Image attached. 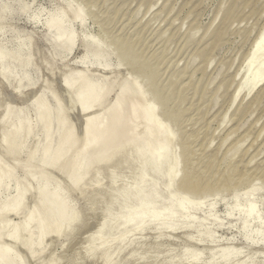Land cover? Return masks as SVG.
Listing matches in <instances>:
<instances>
[{
  "label": "bare ground",
  "instance_id": "obj_1",
  "mask_svg": "<svg viewBox=\"0 0 264 264\" xmlns=\"http://www.w3.org/2000/svg\"><path fill=\"white\" fill-rule=\"evenodd\" d=\"M52 1L56 7L49 11L43 23L46 32L41 38L51 49L45 58V55L39 57L34 34L27 36L24 31L10 29L17 15L27 16L30 23L37 24L43 10H34L33 3L25 4L22 0H0V82L17 97L28 89L39 87L28 103L18 108L2 103L4 98L0 92V109H4L0 116V150L3 151L0 154V264H43L41 259L48 252L47 241L50 238L56 240L73 236L86 217V211L71 198L75 193L89 202L83 201L84 204L97 202L104 206L100 208L103 212L100 227L95 235L89 236L84 247L89 258L103 253L107 263L112 264L113 254H120L118 259L114 257V264H124L123 252L135 244L128 236L135 231L138 234L154 231L160 240L167 233L193 228L194 234L209 244L214 226L224 229L215 208L217 196L228 188L225 184L212 186L206 177V184H202L194 168L181 173V162L191 149L185 146L183 153H177L175 149L178 136L174 126L187 115L186 109L171 108L175 100L171 89L177 84L173 81L167 86L159 83L162 75L152 65L151 58L141 61L137 57L136 47L142 40L141 35L134 46H129L128 38H123L121 34L113 44L120 62L130 66L133 76H143L148 81L151 95L148 99L136 78L121 80L117 70H114V52L106 43L108 34L98 39L87 33L85 8L75 7L74 0ZM81 1L87 6L94 0ZM8 32L11 36L6 44H2L1 38ZM138 32H134L135 35ZM255 44L249 56L250 79L238 87L231 105L242 93L249 97L257 91L253 100H258L264 93V59L258 60L264 55V28ZM76 47L82 49L78 60L80 69L70 71V67L62 63ZM42 64L43 67L46 64V67L50 66L48 70L55 74L57 66L63 65L61 71L64 74L60 82L71 105L83 117V138L77 136V130L71 125L69 110L64 108L53 84L42 82ZM99 71H108L111 76L102 77ZM174 76L181 82L185 75L179 72ZM189 89L192 90L191 85ZM186 92L180 90L177 93L179 103L187 100ZM113 93L115 97L105 106ZM157 106L162 107L166 119L174 124L173 130L157 119ZM54 173H59L66 185L54 180ZM230 179L232 186L236 185V179L232 176ZM243 181L240 179L239 182ZM177 185L185 191V196L177 193ZM245 191L247 202L240 204V194H232L230 202L225 203L224 216H236L238 233L246 246L264 249V222L259 208L264 206V202L258 206L256 200L261 190L252 183ZM3 194L7 195L2 197ZM31 195L35 198L29 210L27 201ZM208 202V214L199 221L193 220V212ZM117 203L121 206L118 213L111 210L112 204L117 206ZM11 215H18L19 221L12 223L10 219L8 222ZM188 239L191 243L193 237ZM115 248L118 250L116 254L113 253ZM19 250L27 253L28 261L21 258ZM137 253L132 257L134 264L144 261L140 251ZM183 254L190 255L193 261L190 263H198L201 257L199 252L190 251V247ZM241 254L234 249H223L220 263H255L256 253L240 259ZM58 262V257L54 256L44 264ZM176 262L172 260L167 264H180Z\"/></svg>",
  "mask_w": 264,
  "mask_h": 264
},
{
  "label": "rangeland",
  "instance_id": "obj_2",
  "mask_svg": "<svg viewBox=\"0 0 264 264\" xmlns=\"http://www.w3.org/2000/svg\"><path fill=\"white\" fill-rule=\"evenodd\" d=\"M22 1L25 4L33 3L35 5L34 10L42 9L43 12L37 24L30 23L27 16L17 15L10 29L12 31H24L27 36L34 34L37 41L36 49L40 52L39 57L45 55L47 58L51 49L45 42L41 41L46 32L43 23L49 11L56 7V4L52 0ZM82 2L81 0H74L73 3L75 7H82V10L85 8L83 13H85L86 31L98 39L104 37L105 33L108 34L110 39L108 38L106 43L114 52L112 62L115 66L114 70H117L121 80L136 78L145 96L148 99L151 97L148 81L143 76H141L143 78L133 76L134 71L126 62H120L119 53L113 45L122 34L123 36H121L128 38V43H131L129 46H134L140 37L139 35H141L140 38L143 43L138 42L140 45L137 44V57L141 61L151 58L152 65L162 75L160 77L162 80L159 78L161 80L159 83H164L163 85L167 86L168 82L170 84L173 81L177 84L171 89L175 99L171 108L173 110L186 109L187 115L174 126L172 122L166 119L162 107L157 106V119L166 128L173 130V126L175 127L178 136L175 146L177 153H183L185 146L191 149L181 162V173L189 168H194L202 184H206V180H204L206 177L209 179L210 185L225 184L228 188L225 193L217 196L218 203L215 208V213L220 219L219 222L223 223L224 229L214 226V235L209 244L194 234L193 228L167 233L160 240L156 238L157 234L154 231H145L142 234H138L137 231H135L137 234L130 232L132 234L129 233V236H132H128V238L133 239L135 244L123 252L124 264H134L135 260L132 257L134 254L137 255L139 251V255L144 257L142 259L144 261L140 264H155L157 262V264H167L171 263L172 260H177L176 263L180 264H221L219 257L222 250L226 248L242 252L241 256L238 257L240 259L256 253L254 264H261L264 261V249L258 246L249 247L243 243V238L238 233L236 216L231 218L224 216V207L225 203L230 202L234 193H239V203L245 204L248 198L245 189L252 183L257 184L258 189L261 190V194L256 198L258 200L257 205L259 206L262 201L264 202V93L259 96L258 100H253L257 91H254L249 97L242 93L231 105L232 97L238 87L246 84L250 79L248 73L249 56L264 28V0H94L90 5H87L88 7ZM76 26L79 27L78 24ZM134 32H138V34L135 35ZM10 36V32L6 33L1 38L2 44H6ZM134 37L136 38L134 39ZM81 55L82 49L76 47L71 56L62 64L69 66L70 71L79 70L78 60ZM262 59H264V55L258 58V60ZM49 61L47 64L51 65L48 63ZM46 65L43 67L42 64L40 68L42 82L53 84L55 93L57 92L61 96L64 108L69 110L72 127L77 130V136L83 138L81 135L83 117L78 109L71 105L68 95L63 90L62 82H60L64 74L61 71L63 65L57 66L59 70L56 69V74L48 70L50 66L46 67ZM179 72L185 75L181 82L174 76L175 73ZM98 73L102 77L111 76L108 71H103V73L99 71ZM105 73H110V75ZM190 85L192 90L189 89ZM194 86L195 89H193ZM174 87L177 90H174ZM38 90L39 87L28 89L20 97H17L0 82V92L5 99L2 100V103L11 104L12 107L18 108V106L28 103ZM180 90L187 91V100L184 103H179L176 99ZM114 97L115 93L111 95L105 106ZM7 99L8 102L6 103ZM2 103L0 102V106ZM3 111L0 109V116ZM187 138L188 141H185ZM1 150L0 154H3ZM230 176L236 179L234 180L236 185L232 186ZM257 177L261 180H256ZM53 178L57 182H64L59 173H54ZM240 179L244 181L239 182ZM64 183L66 185V182ZM107 187L110 189L108 182ZM176 191L179 195L185 196V191L180 185H177ZM6 195L3 194L2 197ZM31 196L27 201L29 210L32 208L33 198H35V195ZM79 197L75 193L71 198H74L73 202H76L78 207L80 206L86 211L84 224L76 229L74 235L71 236L72 238H55L56 240L50 238L52 240L47 241L48 252L41 259L43 264L54 256L58 257V264L105 263L106 258H103V253L89 258L84 248L89 236L95 235L100 227L103 218L101 214L103 212L100 208L104 206L97 202L88 204L87 200L81 197L79 199ZM83 201L88 203L84 204ZM209 202L200 210L193 212V220L199 221L208 214ZM93 204L97 205L92 206ZM117 204V206L109 205V208L112 207L111 210L116 211V213L121 207L119 203ZM259 208L264 222V206ZM10 219L12 223H16L20 217L11 215L8 222ZM188 237H193L191 243H189ZM9 243L7 245L11 244ZM189 247L190 251H197L201 254L198 263H190L193 262L190 255L183 254L185 249ZM143 250L147 251L144 252ZM117 251L116 249V252L113 253L116 254ZM142 252L145 256L141 254ZM19 253L23 260L28 261V255L24 250H19ZM119 255L113 254L112 264L115 263V258L118 259ZM212 261H216V263ZM29 264H38V262Z\"/></svg>",
  "mask_w": 264,
  "mask_h": 264
}]
</instances>
